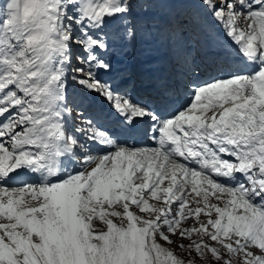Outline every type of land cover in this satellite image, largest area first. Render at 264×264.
Instances as JSON below:
<instances>
[{"label":"snow or ice","instance_id":"obj_1","mask_svg":"<svg viewBox=\"0 0 264 264\" xmlns=\"http://www.w3.org/2000/svg\"><path fill=\"white\" fill-rule=\"evenodd\" d=\"M0 264H264V0H0Z\"/></svg>","mask_w":264,"mask_h":264},{"label":"bare ground","instance_id":"obj_2","mask_svg":"<svg viewBox=\"0 0 264 264\" xmlns=\"http://www.w3.org/2000/svg\"><path fill=\"white\" fill-rule=\"evenodd\" d=\"M171 17H167V19H170ZM177 20H181V17H177ZM169 50V49H168ZM149 52H152L151 55H148L147 58L145 59L147 64H155V63H158L160 60H161V66L164 67L165 69H170V65H168V58L167 56L164 54V55H159V58H158V52H161V47L158 46L157 44L149 49ZM207 55L208 57H220V58H223V55H226V52H220L218 49H212V50H209L207 48ZM219 54V55H218ZM228 56V55H227ZM200 63L203 65V64H206V61L203 59V58H200ZM146 67V65H141V68L144 69ZM97 110V109H95ZM111 119L112 120H115L116 117L113 115L111 116Z\"/></svg>","mask_w":264,"mask_h":264},{"label":"rangeland","instance_id":"obj_3","mask_svg":"<svg viewBox=\"0 0 264 264\" xmlns=\"http://www.w3.org/2000/svg\"><path fill=\"white\" fill-rule=\"evenodd\" d=\"M160 8H161V9H160ZM160 8H156V9H154V13H155V18H156V19H159V16H160L162 13H165V12H166V9H167V8H165V7H160ZM186 12H187V11H186ZM186 12H185V14H186ZM187 28H191V31H193L191 26H189V27L186 26V29H187ZM193 32H194V31H193ZM185 243H187V241H185ZM174 247H175V246H174ZM176 251L179 252V249H176Z\"/></svg>","mask_w":264,"mask_h":264}]
</instances>
